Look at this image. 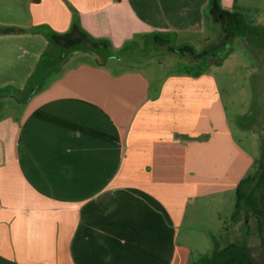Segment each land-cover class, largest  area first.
I'll use <instances>...</instances> for the list:
<instances>
[{
    "label": "crops",
    "instance_id": "obj_1",
    "mask_svg": "<svg viewBox=\"0 0 264 264\" xmlns=\"http://www.w3.org/2000/svg\"><path fill=\"white\" fill-rule=\"evenodd\" d=\"M218 11L217 0H0V90L22 97L0 93V264H206L188 241L200 204L236 191L257 160L217 81L149 76L101 51L59 57L52 42L170 45Z\"/></svg>",
    "mask_w": 264,
    "mask_h": 264
},
{
    "label": "rangeland",
    "instance_id": "obj_2",
    "mask_svg": "<svg viewBox=\"0 0 264 264\" xmlns=\"http://www.w3.org/2000/svg\"><path fill=\"white\" fill-rule=\"evenodd\" d=\"M217 3L220 11L243 16L248 23L262 27L261 31L264 34V0H217ZM222 34V27L211 15H207L205 25L200 32L179 33L172 37L170 45L175 48L190 45L197 51H202L209 47H216ZM147 42L145 39L137 42L135 48L132 45H126L120 52H111L112 57L108 59L109 63H116L125 68L135 67L146 70L149 76H153L152 73L159 75L164 71L178 72L180 69L195 71L203 68L204 73L213 76L218 83L235 139L260 162L252 173L259 175L258 167L264 164V38L236 36L232 45L227 48V50H233L232 54L223 64L213 66L207 65V61L192 65L189 60H184L176 53L158 50L155 48L156 45L149 47ZM52 45H54L53 51L59 57L65 56L60 46L55 42H52ZM87 50L96 52L93 49ZM71 52L68 53L69 59L72 57ZM215 53L219 57L225 51L217 50ZM47 61L44 62L47 63ZM198 65L200 67L196 68ZM148 66L153 68L148 70ZM43 68L40 67L34 79L38 80L42 76ZM7 92L11 97L19 100L22 98L14 92L13 87ZM262 190L264 191V185ZM236 202L237 195L234 191L228 195H218L212 198V202L200 204V215L192 221L193 234L190 239L188 238L193 247V262L199 263L203 258H211L216 246L214 237L219 239L223 247L227 235H230V239L234 241L245 238L247 252L255 264H264V229L263 231L258 229L256 217L250 215L248 226H244V221L239 222L235 227L229 226ZM226 225L229 227L228 233H225Z\"/></svg>",
    "mask_w": 264,
    "mask_h": 264
},
{
    "label": "trees",
    "instance_id": "obj_3",
    "mask_svg": "<svg viewBox=\"0 0 264 264\" xmlns=\"http://www.w3.org/2000/svg\"><path fill=\"white\" fill-rule=\"evenodd\" d=\"M216 23L222 27L223 34L219 44L216 47H209L202 51H197L194 47L190 45H184L180 48L172 47L171 45L163 44L156 46L158 50H163L167 52H173L183 57L184 60L188 61L192 65L199 64V62L207 61V65H221L232 54L233 50L228 49L233 43V40L238 35H243L245 37H262L264 34L261 31L263 28L260 26H254L248 23L245 18L239 14L226 13L218 11L216 15ZM103 44L94 39L83 40L78 43L74 48H67L64 50L65 55L72 50H84L93 49L94 51H101L107 54H111L108 50H103ZM223 49V50H222ZM220 50L224 52L222 56H219L215 51ZM188 57V59H186ZM43 60V58H42ZM200 65L196 66L199 68ZM178 74H189L194 77L200 76L204 73L203 68L196 69L195 71L190 69H180L176 72ZM34 77V76H33ZM31 77L28 84L34 81ZM11 87H5L0 90V93H5L10 91ZM6 95H0V99H3ZM260 163L258 160L254 163L249 174L241 181L239 184L236 195L237 202L235 206V211L231 218V226H236L241 221H244V226H248L250 215H254L258 221V229L263 231L264 229V191L262 187L264 185V164L262 163L258 167L259 175H254L253 169L256 168L257 164ZM228 225L224 227L228 233ZM215 241V249L211 258L206 261V264H255V261L251 258L247 252V245L245 244V238L242 240H231L230 235L226 237L224 246L222 247L219 243L217 237L213 238Z\"/></svg>",
    "mask_w": 264,
    "mask_h": 264
}]
</instances>
